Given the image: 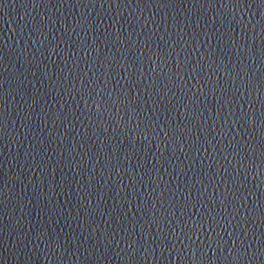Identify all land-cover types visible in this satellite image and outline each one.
Listing matches in <instances>:
<instances>
[{
	"label": "water",
	"instance_id": "1",
	"mask_svg": "<svg viewBox=\"0 0 264 264\" xmlns=\"http://www.w3.org/2000/svg\"><path fill=\"white\" fill-rule=\"evenodd\" d=\"M0 264H264V0H0Z\"/></svg>",
	"mask_w": 264,
	"mask_h": 264
}]
</instances>
